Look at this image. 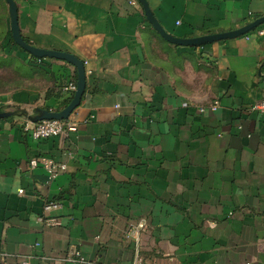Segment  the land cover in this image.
<instances>
[{
    "label": "crops",
    "instance_id": "0c3cea01",
    "mask_svg": "<svg viewBox=\"0 0 264 264\" xmlns=\"http://www.w3.org/2000/svg\"><path fill=\"white\" fill-rule=\"evenodd\" d=\"M14 2L23 39L81 60L86 88L69 117L75 132L34 140L26 115L0 119V264H74L64 261L69 247L90 262L129 264L138 224L143 264H264V116L251 110L264 100V34H255L264 24L178 46L138 0ZM147 3L182 39L264 16V0ZM0 17V56L22 69L0 107L62 110L76 68L9 44L5 0ZM35 158L66 169L51 178L30 169ZM49 201L59 209L45 213Z\"/></svg>",
    "mask_w": 264,
    "mask_h": 264
},
{
    "label": "water",
    "instance_id": "95a60500",
    "mask_svg": "<svg viewBox=\"0 0 264 264\" xmlns=\"http://www.w3.org/2000/svg\"><path fill=\"white\" fill-rule=\"evenodd\" d=\"M8 6L9 20H10V32L11 37L14 43L21 48L23 51L29 53L31 56L43 59L50 58L61 60L73 65L76 68L77 79H76V91L74 92L70 102L60 111H50L46 109L35 108L31 110V113L21 108H16L15 111H6V107H0V119L9 118L16 114H24L26 118L31 123H37L44 120H67L70 115L74 112V110L79 107L81 103L82 96L85 92L86 88V76L84 64L81 60L77 59L75 56L61 51L55 50H46L38 47H34L28 43H26L20 33L19 25H18V14L17 7L14 0H5ZM140 5L143 8L144 15L152 26V28L168 43L178 46H203L206 44H210L213 42L237 38L243 35L248 34L250 31L256 29L260 25L264 24V16L259 17L252 21L251 23L225 33H217L212 35H205L201 37H195L190 39H182L173 37L169 33H167L162 26L159 24L152 11L149 8L147 0H138Z\"/></svg>",
    "mask_w": 264,
    "mask_h": 264
},
{
    "label": "built area",
    "instance_id": "2783aa9c",
    "mask_svg": "<svg viewBox=\"0 0 264 264\" xmlns=\"http://www.w3.org/2000/svg\"><path fill=\"white\" fill-rule=\"evenodd\" d=\"M131 4L134 5L135 1H131ZM255 34L261 36L264 34V30L255 31ZM64 90L70 95H73L76 91V83H69L64 88ZM216 109L217 102L211 106L210 110L215 111ZM251 110L256 111L260 115L264 116V100L254 104ZM200 111L203 112L204 109H200ZM22 130L25 133H28L34 140H43L60 137L66 133L75 132L77 130V124L69 118L67 120H44L37 123H31L28 120H25L24 124L22 125ZM38 166H42L44 169H46L51 178L56 177L59 172L65 171L66 169L65 165L58 166L53 163V161L46 158H35L30 160V169H34ZM19 192L22 193V191ZM59 207V202L49 201L44 206V212L48 213L50 211L59 209ZM50 221L53 222V220ZM143 228L144 224H138L136 227H133L128 231V235L132 236L135 242L133 260L129 264H143V259L139 249V232ZM64 261L72 262L74 264H99L84 259L74 247H69L65 253Z\"/></svg>",
    "mask_w": 264,
    "mask_h": 264
},
{
    "label": "rangeland",
    "instance_id": "374dc122",
    "mask_svg": "<svg viewBox=\"0 0 264 264\" xmlns=\"http://www.w3.org/2000/svg\"><path fill=\"white\" fill-rule=\"evenodd\" d=\"M5 32L6 30L5 27L2 25L0 17V42L2 38H4ZM21 75L22 69L20 65H15L13 62H8L5 60L4 56H0V102H3V100L5 101V96L7 94L19 89V86L21 84ZM1 105L3 104H0V106Z\"/></svg>",
    "mask_w": 264,
    "mask_h": 264
},
{
    "label": "trees",
    "instance_id": "16d2710c",
    "mask_svg": "<svg viewBox=\"0 0 264 264\" xmlns=\"http://www.w3.org/2000/svg\"><path fill=\"white\" fill-rule=\"evenodd\" d=\"M9 35H11V33H9ZM4 38H5V37H4ZM3 40H4V39H3ZM24 40H25L26 43H29L28 40H26V39H24ZM8 43L11 44V45L16 46L15 43H14V41H13V39H12L11 37L9 38V42H8ZM31 58L34 59L35 61L38 60V59L33 58V57H31ZM39 60L41 61L42 59H39ZM69 100H70V99H69ZM69 102H70V101H67V104H68ZM67 104H66V105H67Z\"/></svg>",
    "mask_w": 264,
    "mask_h": 264
}]
</instances>
